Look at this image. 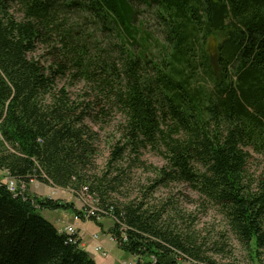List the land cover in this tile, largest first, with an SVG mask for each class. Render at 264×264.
Listing matches in <instances>:
<instances>
[{"label":"trees","instance_id":"trees-1","mask_svg":"<svg viewBox=\"0 0 264 264\" xmlns=\"http://www.w3.org/2000/svg\"><path fill=\"white\" fill-rule=\"evenodd\" d=\"M142 6L160 37L145 29ZM58 78L83 83L84 100L56 92ZM93 107L123 118L109 167L146 149L164 161L136 198H110L108 173L90 174ZM252 153L262 159L256 175ZM0 172L19 187L12 193L0 180V264H96L79 236L71 242L42 215L83 212L31 194L35 180L97 198L98 212L114 218L108 233H126L118 247L138 264H239L214 258L225 245L195 230L182 198L154 200L173 183L218 207L237 240L260 255L264 0H0Z\"/></svg>","mask_w":264,"mask_h":264},{"label":"rangeland","instance_id":"rangeland-1","mask_svg":"<svg viewBox=\"0 0 264 264\" xmlns=\"http://www.w3.org/2000/svg\"><path fill=\"white\" fill-rule=\"evenodd\" d=\"M140 9L143 11L141 20L145 24V29L152 32L155 37H160L159 33H157L158 28L154 24L152 14L147 10L146 6H142ZM216 46V40L214 38H210L208 41V48L210 49V52H214ZM39 54L41 53L39 52ZM55 86L56 92L65 88L66 92L70 96V99L75 103L81 101L84 97L83 90L85 87L83 83L71 84L65 78H58ZM93 108V110H95L93 111V114H100V107H97L98 109H95L96 107ZM86 118L85 123L95 133L94 145L97 149L96 156L94 158L95 161L91 167V176H102L103 173H108L106 183L107 185L114 187V189L109 190L108 194L112 199L125 201L129 198L132 199L138 197L140 189L147 187L152 180H157L158 171L164 166V161L161 156L151 149L142 150L140 154L134 155L128 151V153L125 154L124 160L114 162L111 167H109L108 162L111 157V148L118 138H121L120 124L123 121V118L121 114L117 112L110 113L109 117H103V115L100 114L93 120L89 117ZM261 160L262 159L257 154H251L249 162V172L251 175H256L261 171ZM116 178L118 179L116 180ZM0 180H3L9 185L10 182L15 179L8 176L4 177L3 172H0ZM30 193L41 198H51L54 200L72 203L76 209L80 211L85 210L84 203L77 197V195H74L68 190L56 188L50 184H45L35 180L34 182H31ZM172 193L177 195V199L178 197L182 198V205H180V208L184 209L185 213L194 214V216H196L195 230L206 232L207 235L212 237L213 242L216 241L219 244L225 245L224 255H216L213 253L214 258L217 259V261L226 262L230 259L238 262L239 264H264V250H261V254L257 255L253 246H246L239 242L225 221L223 215L218 210V207L204 202L189 186L178 183H173L169 189L164 186H160L154 194V200L162 199ZM93 205L94 204H90L86 206V209L90 210L94 207ZM70 210L72 211L73 209ZM63 212H66V210H63ZM42 215L44 217L49 216L50 219H54L55 224L59 226V230H64L69 226L77 228L72 223H76L78 225L77 222H80L79 220L81 219L83 222L87 221L89 231H93V233L95 231L98 234V238L103 234L105 229H108L109 231L113 227L114 222V219L111 216L102 214L98 217L90 216L88 218L85 217L84 219L77 217L79 220L75 217H72L71 219L72 215H69L68 213H65L64 216L58 218L53 217L54 213L49 214L48 212H43ZM93 218L96 219L97 222L92 221ZM78 230L82 233L81 229L78 228ZM91 238L93 241L98 240L96 234H92ZM99 245L100 244L98 243L96 247ZM103 250L106 252L105 256H103L104 254L102 255L97 252L100 256L97 258L99 264H107V261H110L108 260L111 256L110 252L104 247ZM126 255L128 258H131L130 254ZM123 263L124 262H122V264ZM126 263L130 264L129 262ZM180 264L195 263L181 260Z\"/></svg>","mask_w":264,"mask_h":264},{"label":"crops","instance_id":"crops-1","mask_svg":"<svg viewBox=\"0 0 264 264\" xmlns=\"http://www.w3.org/2000/svg\"><path fill=\"white\" fill-rule=\"evenodd\" d=\"M43 212H48L49 214L54 213V215H56V216L53 215L54 218L55 217H57V218L62 217V216H64L65 213L72 215L71 219H72V217L77 218V216H75L76 215L75 211H73V210L72 211L66 210V212H63V210L62 211L61 210H59V211L46 210ZM45 218H47L49 221H51L56 226V228L59 227L57 224H55L54 219H50L49 216L45 217ZM79 221L80 222H77L78 225L76 223H72V224L75 225L77 228L82 230V233L80 234L81 235V242L83 245L82 248L87 253H89V255L96 262V264H99L97 258L100 257L98 255V253L95 251V247H96V245H98V243L100 245H102L106 250H108L111 254L110 258L108 259L110 261H107V264H122V262L133 263L136 261V257L131 255V258H128L127 255L122 250H120L118 248L116 243L111 242L110 237H109V233H108V229H105L103 231V234L101 236H99V238H98V240H96L97 241L96 242V241L92 240L91 236H92V234H96V235H98V234L95 231H94V233H93V231L92 232L89 231L87 221L83 222L82 219Z\"/></svg>","mask_w":264,"mask_h":264},{"label":"built area","instance_id":"built-area-1","mask_svg":"<svg viewBox=\"0 0 264 264\" xmlns=\"http://www.w3.org/2000/svg\"><path fill=\"white\" fill-rule=\"evenodd\" d=\"M25 186H22L21 189H24ZM12 191H16V188L12 189ZM78 198H80L82 200V202L84 203V209L82 210L83 212V216L85 217H90V216H94L96 215V213L99 211L98 210V200L97 198H95L94 196L90 195L86 190L81 191L80 193H78ZM95 203V207L91 208L90 210L86 209V206L90 205V204H94ZM60 232L66 233L71 239V242H75L77 239L76 237L74 238V236H79V232L77 231V228L73 227V226H69L67 228H65L64 230H60ZM96 237L98 238V236L96 235ZM111 242L118 244L119 239L118 237H120V240H123V242L127 241V235L126 233H122L120 236H114L112 234L109 235ZM74 239V240H73ZM96 252H98L99 254L101 253L103 256L106 255V252L103 250V246L99 245L96 247ZM123 264H128L126 262H124ZM130 264H138V261H135L133 263Z\"/></svg>","mask_w":264,"mask_h":264},{"label":"bare ground","instance_id":"bare-ground-1","mask_svg":"<svg viewBox=\"0 0 264 264\" xmlns=\"http://www.w3.org/2000/svg\"><path fill=\"white\" fill-rule=\"evenodd\" d=\"M8 187H9V190L12 192V193H17L18 192V189H19V187H18V182L16 181V180H13L12 182H10V184L8 185ZM14 188H16V191H12V189H14ZM94 207H95V203H94V205H93ZM94 207H92V208H94ZM101 215V213H99V212H97L96 213V215H94V216H100ZM113 218V217H112ZM114 219V218H113ZM60 231V230H59ZM77 231L81 234V231L80 230H78V228H77ZM79 234V237L81 238V235ZM81 247H83V245H82V242H81ZM136 261H137V259H136Z\"/></svg>","mask_w":264,"mask_h":264}]
</instances>
